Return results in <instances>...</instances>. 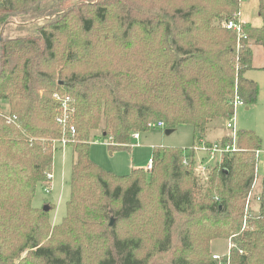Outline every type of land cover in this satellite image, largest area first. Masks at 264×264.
<instances>
[{
    "label": "trees",
    "instance_id": "trees-1",
    "mask_svg": "<svg viewBox=\"0 0 264 264\" xmlns=\"http://www.w3.org/2000/svg\"><path fill=\"white\" fill-rule=\"evenodd\" d=\"M41 1L0 0V24L16 15V5L37 8ZM149 2L157 11L124 7L119 18L118 7L96 6L91 17L78 16V26L67 13L50 31L42 28L41 65L54 63L66 75L40 82L45 98L36 95L32 76L46 72L29 68L36 49L18 51L12 77L0 74V100L10 106L9 114L0 112V264H258L264 258V175L255 205L246 200L261 148L254 132L237 130L236 151L221 155L206 190L196 185L192 156L179 148L153 147L150 170L122 176L90 159L95 137L108 138L109 150H128L133 134L157 122L166 129L190 125L191 150L207 146L206 132L232 115L234 96L247 107L256 103L258 86L244 73L252 68V48L264 51V0L257 2L261 25L243 24L241 36L213 25L235 20L238 0ZM174 2L180 5L170 7ZM113 54L122 61L115 69ZM54 94L68 99L71 137L56 123ZM63 137L72 154L69 197L61 223L51 226L48 212L31 204L37 185H49L45 176L58 150L50 142ZM229 142L228 136L219 145ZM232 236L237 248L213 260L209 242Z\"/></svg>",
    "mask_w": 264,
    "mask_h": 264
},
{
    "label": "rangeland",
    "instance_id": "rangeland-1",
    "mask_svg": "<svg viewBox=\"0 0 264 264\" xmlns=\"http://www.w3.org/2000/svg\"><path fill=\"white\" fill-rule=\"evenodd\" d=\"M150 0H66L63 3L61 0H45L41 1L37 8H34L29 2L24 5L15 6V16L6 17V20L0 24V74L4 70L5 73H9L14 70L13 65L17 64L15 57L23 53L21 49H36L30 55L31 64L29 68H34L36 71L46 72L45 77L42 74H33V80L36 87V95L45 98L43 92L38 91L40 82L56 83L58 80L65 78V74L60 73L61 67L55 66L54 63H46L45 66L41 65V62L45 56L44 47L41 40V29H49L51 23L57 22L62 17L71 13L69 19L78 26V16L82 18L91 17L92 11L96 6H110L111 8H119V18L121 16V9L124 7H138L142 10L157 11V8H151ZM258 0H242L240 2L239 18L241 22L249 23L252 26L258 27L261 25V21L258 17L257 11ZM174 2L170 7L179 6L180 3ZM62 4L60 7H57ZM140 4V5H138ZM30 7V8H29ZM25 8H29L28 17L22 14ZM40 10L38 11V9ZM114 12L117 9L112 10ZM66 12V13H65ZM133 12V11H132ZM111 27L117 26V20H109ZM224 22L214 21L215 27L223 28ZM242 23V24H244ZM83 40V39H82ZM65 40L61 39L60 45H56L55 52L58 57L64 52ZM255 51V61L257 65H264V52L259 48ZM19 51V52H18ZM10 52V54H8ZM114 69L122 64L119 61L118 55H110ZM107 61V60H105ZM60 62V60H59ZM108 62V61H107ZM105 62V63H107ZM121 62V63H120ZM124 63V62H123ZM111 69H109L110 71ZM4 73V74H5ZM10 74V73H9ZM20 74V79H22ZM248 77H252V81H255L258 86V97L256 103L250 107L239 106L236 108L234 123L237 130L252 131L261 140V151H264V71H250L247 73ZM12 77V74H10ZM255 79V80H254ZM2 85V81H0ZM21 80H16V90L21 87ZM8 88V85L6 86ZM22 92V89L20 88ZM3 111V112H2ZM10 106L8 101L0 100V112L9 114ZM227 120H223L220 123H213L212 127L206 132L204 142L207 146H197L194 150L192 149L193 144V131L190 125H179L174 128V131L166 135V129H159L155 124H151L149 130L144 134H139L140 139L138 142L132 138L127 145L131 147L128 150L118 149L109 150L108 146L110 142L108 138L95 137L92 140L90 146V159L97 164L99 167L106 171H110L115 175H126L132 168L144 167L148 160L151 158V150L153 147H170L179 148L184 150V155L187 157L192 156L194 161V178L196 185L201 190L209 188L210 176L214 173L217 177L221 169V158L220 154L211 155L204 149L211 148L213 145H219L221 140L229 136L225 125ZM100 130L95 132L96 135L100 134ZM52 143V144H51ZM51 145L55 146L56 149L53 154L52 168L48 173L51 174L52 179L48 186L41 184L37 185L34 197L32 199V207L39 211L47 205L50 207L47 218L51 226H56L61 223L62 218L65 215V204L69 197V181L71 176V154L68 149V145L60 146L56 141L50 142ZM137 144V145H136ZM226 169V168H225ZM258 174L255 184L251 185L250 194L247 195L246 200L248 206H254L257 200V194L259 193L260 179L264 175V159L261 156L258 161ZM46 177V176H45ZM48 189V191H46ZM157 193L150 192V199H155ZM217 201V199H215ZM246 210V209H245ZM241 231L246 230L245 225H242ZM198 241L201 243L203 236L198 231L196 235ZM210 255H226L230 252V249H236L237 244L234 243V237H230L227 240H212L209 242ZM148 249V248H147ZM242 254V251H239ZM23 258L26 256L25 253L21 255ZM168 257V255H167ZM93 259V258H92ZM94 260V259H93ZM258 264H264V258L258 261Z\"/></svg>",
    "mask_w": 264,
    "mask_h": 264
},
{
    "label": "built area",
    "instance_id": "built-area-1",
    "mask_svg": "<svg viewBox=\"0 0 264 264\" xmlns=\"http://www.w3.org/2000/svg\"><path fill=\"white\" fill-rule=\"evenodd\" d=\"M239 2H241L242 0H238ZM239 18V13L237 14L235 20H229L227 22L223 23V28L227 31L233 32L235 34H237L238 36L242 35V22L240 21ZM53 100L55 102H57L59 104V109H60V113L61 115L56 119V123L57 125L61 128L62 134L64 135L65 133L68 136H73L74 135V129L72 126H68L67 124V118H68V105H67V98H61L59 95L54 94L53 95ZM243 102L238 99L237 96H234L233 100H232V115L227 119L226 121V129L227 131H229V138H230V142L227 143L225 146H220V145H213L211 148L208 149H204V151L208 152L211 155L214 154H224V153H230V152H234L236 151L237 147H236V134H237V128L235 127V123H234V118H235V112H236V108L239 106H243ZM151 125V124H150ZM149 125V127H150ZM156 127L159 129H165V125L162 122H157ZM132 139H134L135 141H137L139 139V134L135 133L132 135L131 137ZM58 143L61 146H65L67 144L66 138H62L60 141H58ZM263 157L264 159V151H260L257 150L254 153V160H255V167H254V181H253V185L255 184L257 177H258V161L260 159V157ZM151 169V162L148 165V170ZM46 179L48 181H50L52 179L51 174L47 173L46 174ZM46 191H48V189H46ZM250 194V193H249ZM249 196V195H248ZM229 252L226 253V259L228 258ZM213 260H219V256L218 255H213Z\"/></svg>",
    "mask_w": 264,
    "mask_h": 264
},
{
    "label": "crops",
    "instance_id": "crops-1",
    "mask_svg": "<svg viewBox=\"0 0 264 264\" xmlns=\"http://www.w3.org/2000/svg\"><path fill=\"white\" fill-rule=\"evenodd\" d=\"M242 23H244V22H242ZM245 25H250V26H252L251 24H249V23H244ZM252 27H255V26H252ZM257 48H259L261 51H263L260 47H257V46H255V47H253L252 48V68L250 69V70H248V71H246L245 73H244V76H245V78L246 79H248V80H250V81H252V77H248L247 76V73L248 72H250V71H255V70H257V71H264V65H257L256 64V61H255V51H257L258 49ZM264 52V51H263ZM255 80V79H254ZM253 82H255V81H253ZM256 83V82H255ZM257 84V83H256ZM244 106V105H243ZM246 108V110L248 109L247 108V106H245ZM166 129V128H165ZM174 131V130H173ZM209 132V131H208ZM139 139H140V136H139ZM139 139L136 141V142H138L139 141ZM109 140V139H108ZM134 140V139H133ZM135 141V140H134ZM109 142H110V140H109ZM137 145V144H136ZM69 150H70V148H68ZM261 151V150H260ZM70 154H71V150H70ZM71 162H72V154H71ZM150 162H151V158L148 160V162L146 163V165L142 168V167H138V168H142V169H144V170H148V165L150 164ZM132 169H135V168H132ZM131 169V170H132ZM130 170V171H131ZM258 176H259V174H258Z\"/></svg>",
    "mask_w": 264,
    "mask_h": 264
},
{
    "label": "water",
    "instance_id": "water-1",
    "mask_svg": "<svg viewBox=\"0 0 264 264\" xmlns=\"http://www.w3.org/2000/svg\"><path fill=\"white\" fill-rule=\"evenodd\" d=\"M173 130H174V129H166V130H165V134H166V135H169V134H171V133L173 132ZM49 209H50V207L47 206V205H45V206L42 208V211H43V212H48Z\"/></svg>",
    "mask_w": 264,
    "mask_h": 264
}]
</instances>
